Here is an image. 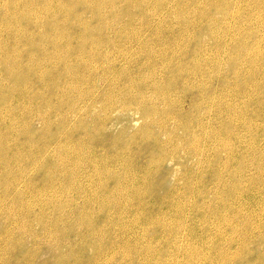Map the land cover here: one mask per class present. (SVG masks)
<instances>
[{
  "label": "rangeland",
  "instance_id": "obj_1",
  "mask_svg": "<svg viewBox=\"0 0 264 264\" xmlns=\"http://www.w3.org/2000/svg\"><path fill=\"white\" fill-rule=\"evenodd\" d=\"M40 1L0 0V16L2 15L0 17V137L2 136L0 139V152L2 151L0 154V159H2L0 161V180L1 176L3 178L1 181L3 183H0V236L2 235L0 237V264H87V262H89L88 264H178L179 262L180 264H261V262L264 264V1L51 0V2L45 0V4H43L44 0ZM111 2L112 4L115 2V4L112 5ZM51 4L53 5L51 6ZM76 6L77 8H75ZM222 7L224 8L222 9ZM39 9L43 11V15ZM224 10L226 14H224ZM21 13L28 16H22ZM10 17L14 20L11 21ZM236 39L238 40L236 41ZM107 43L110 44L107 45ZM197 50L200 51L197 52ZM105 53L107 54L105 55ZM41 54H43L42 58ZM53 54L54 56H51ZM64 56L70 59H66ZM40 58L41 60H39ZM114 63L115 65H113ZM109 68L110 70H108ZM234 68L236 71L238 70L237 73L234 72ZM20 72L25 76L23 77ZM51 73L53 75H50ZM251 73L253 76H250ZM108 75L110 77H107ZM78 76L79 78L76 79ZM202 84H204L203 87ZM127 85L128 87H126ZM166 86L167 88H165ZM206 96L209 98L206 99ZM73 100L74 102H72ZM51 101L56 107L52 106ZM8 109L10 110L8 111ZM190 124L191 126H189ZM203 125L204 130L202 131ZM211 128L212 131L213 129L215 131L214 140L208 141L203 138L204 141L203 139L199 141L198 138L201 139V135L211 132ZM3 133L7 138L3 137ZM61 133H64V136ZM221 134L222 136H220ZM232 134L233 136H231ZM215 137L221 138L220 141ZM17 139L21 144H18ZM156 139L157 141L161 140V149L155 143ZM99 141L101 142L99 143ZM198 145L202 156H199V153H194ZM88 146L91 148L89 149ZM213 150L215 153L212 152ZM17 151H20L21 155ZM199 158L201 159L199 160ZM44 159L48 161L46 162ZM76 161L80 162V165ZM20 163L24 164L20 165ZM128 163L132 166L130 164L129 166ZM121 164L126 165L121 166ZM65 170L67 174L64 173ZM115 172H117L116 175ZM124 179L126 180L124 181ZM35 183L37 184L34 185ZM52 183L53 185H51ZM197 183L199 184L197 185ZM203 183L205 184L203 185ZM47 187L50 189L47 190ZM239 191L240 193H238ZM12 194L13 196H11ZM110 198L116 201H111ZM55 202H58V205ZM128 205L129 207H127ZM48 214L49 216H47ZM23 215H25V219ZM87 215L92 219L90 220ZM82 216L83 219H81ZM8 220L9 222H7ZM16 220H18V224ZM62 221L65 222V225ZM96 221L97 225L94 223ZM43 230L44 232H42ZM59 232L60 235H58ZM174 233L176 234L173 235ZM51 236L55 237L51 238ZM110 242L111 245H109ZM49 251L51 252L49 253ZM100 254L101 257H99ZM115 255L116 258H114ZM221 256L223 257L221 258ZM5 257H8V260ZM95 257L96 259H94ZM191 257L193 260L190 259ZM68 261L70 262L68 263Z\"/></svg>",
  "mask_w": 264,
  "mask_h": 264
},
{
  "label": "bare ground",
  "instance_id": "obj_2",
  "mask_svg": "<svg viewBox=\"0 0 264 264\" xmlns=\"http://www.w3.org/2000/svg\"><path fill=\"white\" fill-rule=\"evenodd\" d=\"M47 1H48V0H47ZM49 1H51V0H49ZM187 1H188V0H187ZM189 1H190V0H189ZM263 1H264V0H263ZM16 2H17V1H16ZM39 2H41V1L39 0ZM51 2H52V1H51ZM95 2H96V1H95ZM61 3H63V2H61ZM98 3H99V2H98ZM261 3H262V2H261ZM7 4H8V3H7ZM7 4H6V6H7ZM36 4H37V3H36ZM38 4H39V3H38ZM43 4H45V0H44V3H43ZM46 4H47V3H46ZM59 4H60V3H59ZM107 4H108V3H107ZM110 4H112V2H111ZM114 4H115V2H114ZM114 4H112V5H114ZM255 4H256V3H255ZM30 5H31V4H30ZM41 5H42V4H41ZM52 5H53V4H51V6H52ZM70 5H71V4H70ZM76 5H77V4H76ZM101 5H102V4H101ZM258 5H259V4H258ZM258 5H257V6H258ZM8 6H9V5H8ZM10 6H12V5H10ZM26 6H27V5H26ZM45 6H47V5H45ZM73 6H74V5H73ZM95 6H96V5H95ZM109 6H110V5H109ZM160 6H161V5H160ZM246 6H247V5H246ZM263 6H264V5H263ZM28 7H29V6H28ZM42 7H43V6H42ZM42 7H41V8H42ZM59 7H60V6H59ZM64 7H65V4H64ZM66 7H67V6H66ZM78 7H79V6H78ZM218 7H219V6H218ZM226 7H227V6H226ZM226 7H225V8H226ZM240 7H241V6H240ZM252 7H253V6H252ZM6 8H7V7H6ZM37 8H38V7H37ZM75 8H77V6H76ZM91 8H92V7H91ZM97 8H99V7L97 6ZM101 8H102V7H101ZM103 8H104V7H103ZM223 8H224V7H222V9H223ZM7 9H8V8H7ZM17 9H18V8H17ZM43 9H44V8H43ZM45 9H47V8H45ZM48 9H49V8H48ZM59 9H60V8H59ZM61 9L63 10V8H61ZM95 9H96V8H95ZM125 9H126V8H125ZM240 9H241V8H240ZM246 9H247V8H246ZM250 9H251V8H250ZM259 9H262V8L259 7ZM13 10H14V9H13ZM15 10H16V9H15ZM35 10H36V9H35ZM39 10H41V9H39ZM50 10H51V9H50ZM102 10H103V9H102ZM127 10H128V9H127ZM226 10H227V9H226ZM248 10H249V8H248ZM11 11H12V10H11ZM11 11H10V12H11ZM25 11H26V10H25ZM36 11H37V10H36ZM36 11H35V12H36ZM41 11H42V10H41ZM41 11H40V13L42 14L43 11H42V12H41ZM65 11H66V10H65ZM93 11H94V10H93ZM182 11H183V10H182ZM253 11H254V10H253ZM7 12H9V11H7ZM16 12H18V11H16ZM22 12H23V11H22ZM33 12H34V11H33ZM37 12H38V11H37ZM53 12H54V11H53ZM94 12H95V11H94ZM224 12H225L224 14H226V11H225V10H224ZM249 12H250V11H249ZM27 13H28V12H27ZM46 13H47V12H46ZM58 13H59V12H58ZM65 13H66V12H65ZM70 13H71V12H70ZM73 13H74V12H73ZM101 13H102V12H101ZM229 13H231V12H229ZM239 13H240V12H239ZM257 13H258V12H257ZM16 14H17V13H16ZM31 14H32V13H31ZM41 14H40V15H41ZM61 14H62V13H61ZM67 14H69V13L67 12ZM71 14H72V13H71ZM99 14H100V12L98 13V15H99ZM232 14H233V13H232ZM247 14H248V13H247ZM254 14H255V13H254ZM6 15H8V14H6ZM21 15H22V13H21ZM23 15H26V14H23ZM23 15H22V16H23ZM42 15H43V14H42ZM54 15H55V14H54ZM59 15H60V14H59ZM102 15H103V14H102ZM238 15H239V14H238ZM240 15L242 16V14H240ZM263 15H264V13H263ZM1 16H2V15H1ZM1 16H0V17H1ZM8 16H9V15H8ZM13 16H15V15H13ZM26 16H28V15H26ZM26 16H25V17H26ZM32 16H33V15H32ZM32 16H31V17H32ZM246 16H247V15H246ZM249 16H250V15H249ZM11 17H12V16H11ZM11 17H10V19H11V21H12L13 18H11ZM15 17H16V16H15ZM31 17H30V18H31ZM6 18H7V17H6ZM6 18H5V19H6ZM17 18H18V16H17ZM19 18H20V17H19ZM101 18H102V17H101ZM237 18H238V17H237ZM253 18H254V17H253ZM256 18H257V17H256ZM0 19H1V18H0ZM8 19H9V18H8ZM22 19H23V18H22ZM28 19H29V18H28ZM28 19H27V20H28ZM231 19H232V18H231ZM240 19H241V18H240ZM247 19H248V18H247ZM13 20H14V19H13ZM232 20H233V19H232ZM2 21H3V20H2ZM15 21H16V20H15ZM30 21H31V20H30ZM246 21H247V20H246ZM258 21H259V20H258ZM27 22H28V21H27ZM235 22H236V21H235ZM251 22H252V21H251ZM22 23H24V22H22ZM248 23H249V22H248ZM2 24H4V23H2ZM16 24H17V23H16ZM20 24H21V22H20ZM28 24H29V23H28ZM63 24H64V23H63ZM228 24H229V23H228ZM262 24H263V23H262ZM11 25H12V24H11ZM11 25H10V27H11ZM35 25H36V24H35ZM148 25H150V24H148ZM253 25H254V24H253ZM255 25H256V24H255ZM19 26H21V25H19ZM236 26H237V25H236ZM147 27H148V26H147ZM232 27H233V26H232ZM233 28H234V27H233ZM0 29H1V28H0ZM237 29H238V28H237ZM239 29H240V28H239ZM11 31H12V30H11ZM255 31H256V30H255ZM252 32H253V31H252ZM239 33H240V32H239ZM241 33H242V32H241ZM253 34H254V33H253ZM254 35H256V34H254ZM195 36H196V35H195ZM195 36H194V37H195ZM239 36H240V35H239ZM245 36H246V35H245ZM247 36H248V35H247ZM68 37H69V36H68ZM197 37H198V36H197ZM250 37H251V36H250ZM257 37H258V36H257ZM91 38H92V37H91ZM239 38H240V37H239ZM255 38H256V37H255ZM255 38H254V39H255ZM262 38H263V37H262ZM88 39H89V38H88ZM195 39H196V38H195ZM70 40H71V39H70ZM237 40H238V39H236V41H237ZM241 40H242V39H241ZM257 40H258V39H257ZM83 41H84V40H83ZM106 41H107V40H106ZM199 41H200V40H199ZM243 41H244V40H243ZM247 41H248V40H247ZM261 41H262V40H261ZM54 42H55V41H54ZM69 42H71V41H69ZM84 42H85V41H84ZM254 42H256V41H254ZM258 42H259V41H258ZM237 43H238V42H237ZM86 44H87V42H86ZM108 44H110V43H107V45H108ZM254 44H255V43H254ZM254 44H253V45H254ZM258 44H259V43H258ZM0 45H1V44H0ZM69 45H70V44H69ZM81 45H82V44H81ZM81 45H80V46H81ZM246 45H247V44H246ZM246 45H245V46H246ZM253 45H252V46H253ZM86 46H87V45H86ZM189 46H190V45H189ZM235 46H236V45H235ZM83 47H84V46H83ZM83 47H82V49H83ZM192 47H193V46H192ZM233 47H234V46H233ZM259 47H260V46H259ZM55 48H56V47H55ZM84 48H85V47H84ZM185 48H186V47H185ZM188 48H189V47H188ZM195 48H196V47H195ZM246 48H247V47H246ZM246 48H245V49H246ZM257 48H258V46H257ZM69 49H71V48H69ZM78 49H79V48H78ZM80 49H81V48H80ZM93 49H94V47H93ZM236 49H237V48H236ZM239 49H240V48H239ZM3 50H4V49H3ZM59 50H60V49H59ZM63 50H64V49H63ZM73 50H74V49H73ZM76 50H77V49H76ZM91 50H92V49H91ZM91 50H90V51H91ZM190 50H191V49H190ZM64 51H65V50H64ZM80 51H81V50H80ZM84 51H86V50H84ZM90 51H89V53H90ZM180 51H181V50H180ZM191 51H194V50H191ZM195 51H196V50H195ZM199 51H200V50H199ZM199 51L197 50V52H199ZM247 51H248V50H247ZM65 52H66V51H65ZM77 52H78V51H77ZM91 52H92V51H91ZM176 52H177V51H176ZM176 52H175V53H176ZM243 52H244V51H243ZM243 52H242V53H243ZM89 53H88V55H89ZM108 53H109V52H108ZM143 53H144V52H143ZM148 53H149V52H148ZM173 53H174V52H173ZM184 53H185V52H184ZM186 53H187V51H186ZM194 53H195V52H194ZM194 53H193V54H194ZM256 53H257V52H256ZM49 54H51V53H49ZM54 54H55V53H54ZM54 54L51 55V56H54ZM59 54H60V53H59ZM81 54H82V53H81ZM106 54H107V53H105V55H106ZM168 54H170V53H168ZM179 54H180V53H179ZM181 54H183V53H181ZM190 54L192 55V53H190ZM251 54H252V53H251ZM20 55H21V54H20ZM42 55H43V54H41V58H42ZM55 55H56V54H55ZM71 55H72V54H71ZM94 55H95V54H94ZM100 55H101V53H100ZM103 55H104V54H103ZM194 55H195V54H194ZM233 55H234V54H233ZM256 55H257V54H256ZM260 55H261V54H260ZM59 56H60V55H59ZM62 56H63V55H62ZM80 56H81V55H80ZM85 56H86V55H85ZM108 56H109V55H108ZM165 56H167V55H165ZM181 56H182V55H181ZM1 57H2V56H1ZM9 57H10V56H9ZM39 57H40V56H39ZM64 57H65V56H64ZM71 57H72V56H71ZM76 57H77V56H76ZM78 57H79V56H78ZM92 57H93V55H92ZM172 57H173V56H172ZM177 57L179 58V56H176V58H177ZM186 57H187V56H186ZM11 58H12V57H11ZM14 58H15V57H14ZM16 58H17V57H16ZM41 58H40L39 60H41ZM53 58H54V57H53ZM65 58H66V57H65ZM67 58H68V57H67ZM67 58H66V59H67ZM74 58H75V57H74ZM86 58H87V57H86ZM189 58H190V57H189ZM203 58H204V56H203ZM5 59H6V58H5ZM22 59H23V58H22ZM22 59H21V60H22ZM68 59H70V58H68ZM82 59H83V58H82ZM88 59H89V58H88ZM92 59H93V58H92ZM92 59H91V60H92ZM95 59H96V57H95ZM102 59H103V58H102ZM109 59H110V58H109ZM195 59L197 60V58H195ZM21 60H20V62H21ZM62 60H63V59H62ZM83 60H85V59H83ZM160 60H161V59H160ZM167 60H168V59H167ZM178 60H179V59H178ZM178 60H177V61H178ZM181 60L183 61L182 58H181ZM186 60H187V59H186ZM208 60H209V59H208ZM15 61H17V60H15ZM15 61H14V62H15ZM26 61H27V60H26ZM29 61H30V60H29ZM33 61H34V60H33ZM53 61H54V60H53ZM69 61H70V60H69ZM89 61H90V60H89ZM107 61H108V60H107ZM150 61H151V60H150ZM161 61H164V60H161ZM170 61H171V59H170ZM170 61H169V62H170ZM172 61H173V59H172ZM188 61H189V60H188ZM37 62H38V61H37ZM50 62H52V61H50ZM65 62H66V61H65ZM70 62H71V61H70ZM87 62H88V61H87ZM96 62H97V61H96ZM111 62H112V61H111ZM192 62L194 63V61H192ZM195 62H196V61H195ZM199 62H200V61H199ZM233 62H234V61H233ZM8 63H9V62H8ZM29 63H31V62H29ZM29 63H28V64H29ZM33 63H35V62H33ZM33 63H32V64H33ZM39 63H40V62H39ZM60 63H61V62H60ZM88 63H89V62H88ZM90 63H92V62H90ZM97 63H98V62H97ZM101 63H102V62H101ZM107 63H110V62H107ZM162 63H163V62H162ZM185 63H186V62H185ZM189 63H190V61H189ZM193 63H191V64H193ZM254 63H255V62H254ZM16 64H18V63H16ZM22 64H23V63H22ZM64 64H66V63H64ZM64 64H63V65H64ZM105 64H106V63H105ZM181 64H182V63H181ZM203 64H204V63H203ZM13 65H14V64H13ZM38 65H39V64H38ZM100 65H101V64H100ZM100 65H99V66H100ZM106 65H107V64H106ZM109 65H110V64H109ZM109 65H108V66H109ZM113 65H115V63H114ZM167 65H168V64H167ZM171 65L173 66V63H172ZM174 65H175V64H174ZM185 65H186V64H185ZM188 65H189V64H188ZM198 65H199V63H198ZM208 65H209V64H208ZM234 65H235V64H234ZM253 65H254V64H253ZM255 65H256V64H255ZM255 65H254V66H255ZM35 66H36V65H35ZM35 66H33V67L35 68ZM43 66H44V65H43ZM65 66H66V65H65ZM68 66H69V63H68ZM68 66H67V67H68ZM88 66H91V65H88ZM97 66H98V65H97ZM164 66H165V65H164ZM180 66H181V65H180ZM201 66H203V65H201ZM201 66H200V67H201ZM20 67H21V66H20ZM27 67H28V66H27ZM93 67H94V66H93ZM103 67H104V66H103ZM110 67H111V66H110ZM114 67H115V66H114ZM176 67H177V66H176ZM197 67H198V66H197ZM200 67H198V68H200ZM237 67H238V66H237ZM13 68H14V67H13ZM13 68H12V69H13ZM15 68H16V67H15ZM86 68H87V67H86ZM86 68H85V69H86ZM99 68H100V67H99ZM99 68H98V69H99ZM168 68H169V66H168ZM177 68H178V67H177ZM238 68H239V67H238ZM238 68H237V69H238ZM20 69H21V68H20ZM22 69H23V68H22ZM24 69H25V68H24ZM28 69H29V68H28ZM40 69H41V68H40ZM69 69H70V68H69ZM69 69H68V70H69ZM88 69H89V68H88ZM94 69H95V68H94ZM103 69H104V68H103ZM166 69H167V68H166ZM166 69H165V70H166ZM189 69H190V68H189ZM234 69H235V68H234ZM242 69H243V68H242ZM7 70H8V68H7ZM29 70H30V69H29ZM33 70H34V69H33ZM33 70H32V72H34ZM37 70H38V69H37ZM37 70H36V71H37ZM76 70H78V69H76ZM79 70H80V69H79ZM89 70H90V69H89ZM108 70H110V68H109ZM183 70H184V69H183ZM191 70H192V69H191ZM239 70H240V69H239ZM9 71H10V69H9ZM9 71H8V72H9ZM19 71H20V70H19ZM23 71H24V70H23ZM27 71H28V70H27ZM36 71H35V72H36ZM53 71H54V70H53ZM53 71H51V72H53ZM58 71H59V70H58ZM62 71H63V70H62ZM65 71H66V69H65ZM65 71H64V72H65ZM85 71H87V69H86ZM97 71H98V70H97ZM97 71H96V72H97ZM99 71H100V70H99ZM102 71H103V70H102ZM166 71H167V70H166ZM170 71H171V70H170ZM181 71H182V69H181ZM188 71H189V70H188ZM237 71H238V70H237ZM237 71H236V69L234 70L235 73H237ZM245 71H246V70H245ZM12 72H13V71H12ZM14 72H16V71L14 70ZM25 72H26V71H25ZM32 72H31V73H32ZM54 72H55V71H54ZM54 72H53V73H54ZM78 72H79V71H78ZM90 72H91V71H90ZM111 72H112V71H111ZM176 72L178 73V71H176ZM191 72H192V71H191ZM206 72H207V70H206ZM208 72H209V71H208ZM232 72H233V71H232ZM9 73H10V72H9ZM38 73H39V72H38ZM38 73H37V74H38ZM58 73H59V72H58ZM60 73H61V72H60ZM92 73H93V71H92ZM112 73H113V72H112ZM116 73H117V71H116ZM171 73H172V72H171ZM182 73H183V72H182ZM189 73H190V72H189ZM193 73H194V72H193ZM200 73H201V72H200ZM200 73H199V74H200ZM235 73H234V74H235ZM6 74H7V73H6ZM12 74H13V73H12ZM17 74H18V73H17ZM20 74H21V72H20ZM20 74H19V75H20ZM26 74H28V73H26ZM44 74H45V73H44ZM84 74H86V73L84 72ZM95 74H96V73H95ZM107 74H108V73H107ZM166 74H167V73H166ZM191 74H192V73H191ZM191 74H190V75H191ZM7 75H8V74H7ZM21 75H23V77L25 76L24 74H21ZM41 75H42V73H41ZM50 75H53V74L51 73ZM50 75H49V76H50ZM59 75H60V74H59ZM59 75H57V76H59ZM67 75H68V74H67ZM67 75H66V76H67ZM70 75H71V74H70ZM77 75H78V74H77ZM81 75H82V74H81ZM89 75H90V74H89ZM89 75H88V76H89ZM96 75H97V74H96ZM111 75H112V74H111ZM186 75H187V73H186ZM192 75H193V74H192ZM204 75H205V74H204ZM209 75H210V74H209ZM235 75H236V74H235ZM254 75H255V74H254ZM10 76H12V75H10ZM54 76H56V75H54ZM63 76H64V75H63ZM63 76H62V77H63ZM68 76H69V75H68ZM73 76H74V75H73ZM79 76H80V74H79ZM79 76H78L76 79H78ZM82 76H84V75H82ZM85 76H86V75H85ZM88 76H87V77H88ZM172 76H173V75H172ZM172 76H171V77H172ZM188 76H189V75H188ZM195 76H196V75H195ZM247 76H248V75H247ZM250 76H253L252 73H251ZM19 77H20V76H19ZM23 77H22V78H23ZM26 77H27V76H26ZM87 77H86V78H87ZM94 77H95V76H94ZM94 77H93V78H94ZM104 77H105V76H103V78H104ZM107 77H110V75H108ZM164 77H165V76H164ZM167 77H168V76H167ZM174 77H175V76H174ZM182 77H183V76H182ZM202 77H203V76H202ZM27 78H28V77H27ZM36 78H37V76H36ZM66 78H68V77H66ZM81 78H82V77H81ZM86 78H85V79H86ZM101 78H102V77H101ZM105 78H106V77H105ZM118 78H119V77H118ZM151 78H152V77H151ZM153 78H154V77H153ZM175 78H176V77H175ZM196 78H198V77H196ZM203 78H204V77H203ZM243 78H244V77H243ZM254 78H255V77H254ZM254 78H253V79H254ZM18 79H19V78H18ZM23 79H24V78H23ZM89 79H90V78H89ZM111 79H112V78H111ZM120 79H121V78H120ZM165 79H166V77H165ZM168 79H169V78H168ZM188 79H189V78H188ZM188 79H187V80H188ZM208 79H209V78H208ZM16 80H17V79H16ZM16 80H15V81H16ZM25 80H26V79H25ZM72 80H73V79H72ZM81 80H82V79H81ZM92 80H93V79H92ZM114 80H115V79H114ZM154 80H155V79H154ZM169 80H170V79H169ZM169 80H167V81H169ZM201 80H202V79H201ZM204 80H205V79H204ZM223 80H225V79H223ZM21 81H22V79H21ZM58 81H59V80H58ZM69 81H70V80H69ZM103 81H104V80H103ZM106 81H107V80H106ZM160 81H161V80H160ZM162 81H163V80H162ZM184 81H185V80H184ZM194 81H195V79H194ZM197 81H198V80H197ZM255 81H256V79H255ZM12 82H13V81H12ZM16 82H17V81H16ZM72 82H73V81H72ZM72 82H71V83H72ZM174 82H175V81H174ZM198 82H200V81H198ZM249 82H250V81H249ZM14 83H15V82H14ZM67 83H68V82H67ZM74 83H75V82H74ZM77 83H78V82H77ZM81 83H82V82H81ZM93 83H94V82H93ZM95 83H96V82H95ZM98 83H99V81H98ZM113 83H114V82H113ZM115 83H116V81H115ZM115 83H114V84H115ZM178 83H179V82H178ZM180 83H181V82H180ZM186 83H187V82H186ZM191 83H192V82H191ZM225 83H226V82H225ZM250 83H252V82H250ZM79 84H80V82H79ZM99 84H100V83H99ZM159 84H160V83H159ZM163 84H164V83H163ZM163 84H162V85H163ZM172 84H173V83H172ZM195 84H196V82H195ZM209 84L211 85L210 82H209ZM245 84H246V83H245ZM14 85H15V84H14ZM19 85H20V84H19ZM19 85H18V86H19ZM70 85H71V84H70ZM96 85H97V84H96ZM96 85H93V86L95 87ZM119 85H120V84H119ZM154 85H155V84H154ZM175 85H176V84H175ZM200 85H201V84H200ZM203 85H204V84H202V87H203ZM251 85H252V84H251ZM72 86H73V85H72ZM190 86H191V85H190ZM193 86H195V85L193 84ZM15 87H17V86H15ZM70 87H71V86H70ZM75 87H76V86H75ZM79 87H80V86H79ZM94 87H93V88H94ZM126 87H128V85H127ZM129 87H130V86H129ZM131 87H132V86H131ZM153 87H154V86H153ZM159 87H160V86H159ZM159 87H158V88H159ZM186 87H187V85H186ZM188 87H189V86H188ZM19 88H20V87H19ZM19 88H18V89H19ZM54 88H57V87H54ZM58 88H59V87H58ZM71 88H72V87H71ZM155 88H156V87H155ZM165 88H167V86H166ZM189 88H192V87H189ZM193 88H194V87H193ZM196 88H198V87H196ZM204 88H205V87H204ZM16 89H17V88H16ZM20 89H21V88H20ZM81 89L83 90V88H81ZM124 89H126V88H124ZM156 89H157V88H156ZM161 89H162V88H161ZM161 89H160V90H161ZM168 89H169V88H168ZM168 89H167V90H168ZM51 90H52V88H51ZM51 90H50V91H51ZM75 90H76V88H75ZM77 90H78V89H77ZM99 90H100V89H99ZM99 90H97V91H99ZM105 90H106V89H105ZM143 90H144V89H143ZM145 90H147V89H145ZM150 90H151V89H150ZM153 90H154V89H153ZM162 90H163V89H162ZM165 90H166V89H165ZM210 90H211V89H210ZM15 91H16V90H15ZM54 91H55V90H54ZM79 91H80V90H79ZM88 91H89V90H88ZM91 91H92V90H91ZM91 91H90V92H91ZM108 91H109V90H108ZM110 91H111V90H110ZM147 91H148V90H147ZM202 91H203V90H202ZM18 92H19V91H18ZM85 92H86V91H85ZM142 92H143V91H142ZM144 92H146V91H144ZM158 92H159V91H158ZM160 92H161V91H160ZM196 92H197V91H196ZM196 92H195V93H196ZM203 92H204V91H203ZM14 93H15V92H14ZM19 93H20V92H19ZM19 93H17V94H19ZM54 93H55V92H54ZM54 93H53V94H54ZM59 93H60V92H59ZM82 93H83V92H82ZM87 93H88V92H87ZM95 93H96V92H95ZM95 93H94V94H95ZM97 93H98V92H97ZM109 93H110V92H109ZM139 93H140V91H139ZM155 93H156V92H155ZM199 93H200V92H199ZM201 93H202V92H201ZM77 94H78V93H77ZM79 94H80V92H79ZM142 94H143V93H142ZM142 94H141V95H142ZM157 94H158V93H157ZM164 94H165V93H164ZM177 94H178V93H177ZM192 94H193V93H192ZM14 95H15V94H14ZM57 95H58V94H57ZM75 95H76V94H75ZM80 95H81V94H80ZM88 95H89V94H88ZM92 95H93V94H92ZM131 95H132V94H131ZM144 95H145V94H144ZM161 95H163V94H161ZM180 95H182V94H180ZM36 96H37V95H36ZM106 96H107V95H106ZM128 96H129V95H128ZM137 96H138V95H137ZM150 96H151V95H150ZM165 96H166V95H165ZM197 96H198V95H197ZM197 96H196V97H197ZM38 97H39V96H38ZM60 97H61V96H60ZM67 97H68V95H67ZM80 97H82V96H80ZM108 97H109V96H108ZM134 97H135V96H134ZM141 97H142V96H141ZM148 97H149V96H148ZM148 97H146V98H148ZM159 97H161V96H159ZM196 97H195V98H196ZM203 97H204V96H203ZM210 97H211V96H210ZM53 98H54V97H53ZM55 98H56V97H55ZM62 98H63V97H62ZM135 98H137V97H135ZM181 98H182V97H181ZM181 98H180V100H181ZM201 98H202V97H201ZM205 98L208 99L209 97L207 98V96H206ZM59 99H60V98H59ZM70 99H71V98H70ZM88 99H89V98H88ZM95 99H96V98H95ZM95 99H94V100H95ZM111 99H112V98H111ZM152 99H153V98H152ZM152 99H151V100H152ZM182 99H183V98H182ZM212 99H213V98H212ZM10 100H11V99H10ZM51 100L53 101V99H51ZM94 100H93V101H94ZM147 100H148V99H147ZM194 100H195V99H194ZM214 100H215V99H214ZM52 101H51L52 106H55V105H53ZM58 101H59V100H58ZM60 101H61V100H60ZM65 101H67V100H65ZM68 101H69V99H68ZM162 101H163V100H162ZM72 102H74V100H73ZM97 102H98V101H97ZM108 102H109V100H108ZM108 102H107V103H108ZM139 102H140V101H139ZM172 102H173V101H172ZM178 102H179V101H178ZM203 102H204V99H203ZM208 102H209V100H208ZM211 102H212V100H211ZM46 103H47V102H46ZM69 103H70V102H69ZM105 103H106V102H105ZM107 103H106V104H107ZM146 103H147V102H146ZM209 103H210V102H209ZM42 104H43V102H42ZM44 104H45V103H44ZM49 104H50V103H49ZM66 104H67V103H66ZM72 104H73V103H72ZM92 104H94V103H92ZM139 104H140V103H139ZM174 104H175V103H174ZM2 105H3V104H2ZM47 105H48V104H47ZM102 105H103V104H102ZM148 105H149V104H148ZM175 105H176V104H175ZM196 105H198V104H196ZM199 105H201V104H199ZM42 106H44V105H42ZM50 106H51V105H50ZM107 106H108V105H107ZM192 106H193V105H192ZM206 106H207V105H206ZM55 107H56V106H55ZM57 107H59V106H57ZM70 107H71V106H70ZM86 107H87V106H86ZM103 107H104V106H103ZM108 107H109V106H108ZM155 107H156V106H155ZM170 107L172 108L171 105H170ZM195 107H196V106H195ZM53 108H54V107H53ZM175 108H176V107H175ZM59 109H60V108H59ZM106 109H107V108H106ZM169 109H170V108H169ZM9 110H10V109H8V111H9ZM51 110H52V109H51ZM54 110H56V109H54ZM57 110H58V109H57ZM57 110H56V111H57ZM114 110H115V109H114ZM139 110H140V108H139ZM158 110H159V108H158ZM178 110H179V108H178ZM65 111H66V110H65ZM155 111H156V109H155ZM175 111H176V110H175ZM179 111H180V110H179ZM196 111H197V110H196ZM196 111H195V112H196ZM209 111H210V110H209ZM216 111H217V110H216ZM216 111H215V112H216ZM220 112H221V111H220ZM61 113H62V112H61ZM66 113H67V112H66ZM137 113H138V112H137ZM164 113H165V112H164ZM179 113H180V112H179ZM212 113H213V112H212ZM56 114H57V113H56ZM64 114H65V113H64ZM72 114H73V113H72ZM175 114H177V113H175ZM192 114H193V113H192ZM158 115H159V114H158ZM179 115H180V114H179ZM5 116H6V115H5ZM24 116H25V115H24ZM24 116H23V117H24ZM60 116H61V115H60ZM163 116H164V115H163ZM163 116H162V117H163ZM166 116H167V115H166ZM166 116H165V117H166ZM44 117H45V116H44ZM149 117H150V116H149ZM178 117H179V116H178ZM63 118H64V117H63ZM142 118H143V117H142ZM151 118H153V117H151ZM216 118H217V117H216ZM216 118H215V119H216ZM22 119H23V118H22ZM28 119H29V118H28ZM28 119H27V120H28ZM144 119H145V118H144ZM146 119H147V118H146ZM150 120H151V119H150ZM154 120H155V119H154ZM194 120H195V119H194ZM201 120H202V119H201ZM209 120H210V119H209ZM240 120H241V119H240ZM46 121H47V120H46ZM177 121H178V120H177ZM177 121H176V122H177ZM214 121H215V120H214ZM148 122H149V121H148ZM192 122H193V121H192ZM216 122H217V121H216ZM28 123H29V122H28ZM46 123H47V122H46ZM62 123H63V122H62ZM150 123H151V122H150ZM150 123H149V124H150ZM152 123H153V121H152ZM182 123H183V122H182ZM182 123H181V124H182ZM26 124H27V123H26ZM186 124H187V122H186ZM236 124H237V123H236ZM244 124H245V123H244ZM193 125H194V124H193ZM245 125H246V124H245ZM250 125H251V124H250ZM162 126H163V125H162ZM189 126H191V124H190ZM189 126H188V127H189ZM195 126H196V124H195ZM210 126H211V125H210ZM210 126H209V127H210ZM248 126H249V125H248ZM248 126H247V127H248ZM59 127H60V126H59ZM64 127H65V126H64ZM199 127H200V126H199ZM207 127H208V126H207ZM212 127H213V126H212ZM221 127H222V126H221ZM26 128H27V127H26ZM146 128H147V127H146ZM190 128H191V127H190ZM202 128H203V129H202V131H203V130H204V125H203ZM5 129H6V128H5ZM148 129H149V128H148ZM193 129H194V128H193ZM219 129H220V128H219ZM223 129H224V128H223ZM225 129H226V128H225ZM236 129H237V128H236ZM249 129H250V128H249ZM251 129H252V128H251ZM256 129H257V128H256ZM188 130H189V129H188ZM208 130H209V129H208ZM217 130H218V129H217ZM221 130H222V129H221ZM228 130H229V129H228ZM231 130H232V129H231ZM70 131H71V130H70ZM194 131H195V130H194ZM246 131H247V130H246ZM58 132H59V131H58ZM61 132H62V131H61ZM186 132H188V131L186 130ZM205 132H206V131H205ZM214 132H215L214 129H213V131H212V128H211V132L209 131L210 134H209V133H208V134L205 133L204 135H201V136H200L201 139L198 138V140L201 141L203 138H205L206 140L208 139V141H209V140L213 141V140H214ZM222 132H224V131L222 130ZM230 132H231V131H230ZM232 132H233V131H232ZM1 133H2V132H1ZM73 133H75V132H73ZM147 133H148V132H147ZM189 133H190V132H189ZM189 133H188V134H189ZM196 133H197V132H196ZM202 133H203V132H202ZM216 133H217V132H216ZM219 133H220V131H219ZM29 134H30V133H29ZM61 134H62V133H61ZM63 134H64V133H63ZM63 134H62V135H63ZM66 134H67V133H66ZM86 134H87V133H86ZM140 134H141V133H140ZM1 135H2V134H1ZM24 135H25V134H24ZM58 135H59V134H58ZM70 135H72V134H70ZM223 135H225V134H223ZM235 135H236V134H235ZM63 136H64V135H63ZM193 136H194V135H193ZM193 136H192V137H193ZM196 136H198V135L196 134ZM220 136H222V134H221ZM231 136H233V134H232ZM1 137H2V136H1ZM1 137H0V139H1ZM3 137H5L4 133H3ZM60 137H61V136H60ZM66 137H67V136H66ZM66 137H65V138H66ZM88 137H89V136H88ZM147 137H148V136H147ZM189 137H190V136H189ZM192 137H190V138H192ZM223 137H224V136H223ZM5 138H7V137H5ZM5 138H4V139H5ZM8 138H9V137H8ZM50 138H51V137H50ZM73 138H74V137H73ZM92 138H93V137H92ZM138 138H139V137H138ZM187 138H188V137H187ZM195 138H196V137H195ZM215 138H216V137H215ZM217 138H218V137H217ZM217 138H216V139H217ZM232 138H233V137H232ZM235 138H236V137H235ZM22 139H23V138H22ZM51 139H52V138H51ZM60 139H61V138H60ZM68 139H69V138H68ZM94 139H95V138H94ZM142 139H143V138H142ZM149 139H150V137H149ZM154 139H155V138H154ZM159 139H160V137H159ZM171 139H172V138H171ZM218 139H219V138H218ZM220 139H221V138H220ZM220 139H219V141H220ZM227 139H228V138H227ZM6 140H7V139H6ZM14 140H15V139H14ZM44 140H45V139H44ZM53 140L55 141V139H53ZM78 140H79V138H78ZM83 140H84V139H83ZM109 140H110V139H109ZM190 140H191V139H190ZM223 140H224V139H223ZM235 140H236V139H235ZM3 141H4V140H3ZM27 141H28V140H27ZM75 141H76V140H75ZM88 141H89V139H88ZM90 141H91V139H90ZM114 141H115V140H114ZM139 141H140V140H139ZM160 141H161V140H160ZM160 141H157V139H156V142H155V143H156V144L158 145V147L161 149L162 145H161V142H160ZM185 141H186V139H185ZM187 141L189 142V140H187ZM194 141H195V140H194ZM203 141H204V139H203ZM208 141H206V142L208 143ZM224 141H225V140H224ZM7 142H8V140H7ZM15 142H16V141H15ZM15 142H14V143H15ZM17 142H18V139H17ZM66 142H67V141H66ZM69 142H70V141H69ZM100 142H101V141H99V143H100ZM115 142H116V141H115ZM135 142H136V140H135ZM145 142H146V141H145ZM188 142H187V143H188ZM195 142H197V141H195ZM217 142H218V141H217ZM221 142H222V141H221ZM227 142H228V141H227ZM4 143H5V142H4ZM8 143H9V142H8ZM55 143H56V142H55ZM58 143H59V142H58ZM67 143H68V142H67ZM92 143H93V142H92ZM123 143H124V142H123ZM142 143H143V141H142ZM189 143H191V142H189ZM204 143H205V142H204ZM215 143H216V142H215ZM215 143H214V144H215ZM231 143H232V142H231ZM1 144H2V143H1ZM18 144H21V143L18 142ZM110 144H111V143H110ZM146 144H147V143H146ZM153 144H154V142H153ZM216 144H217V143H216ZM3 145L5 146V144H3ZM27 145H28V144H27ZM30 145H31V144H30ZM32 145H33V144H32ZM38 145H39V143H38ZM41 145H42V144H41ZM144 145H145V143H144ZM165 145H166V144H165ZM194 145H195V144H194ZM217 145H218V144H217ZM221 145H222V144H221ZM223 145H224V143H223ZM226 145H227V144H226ZM226 145H225V146H226ZM0 146H1V145H0ZM6 146H7V144H6ZM25 146H26V145H25ZM35 146H37V145H35ZM47 146H50V145H47ZM58 146H59V145H58ZM62 146H65V145H62ZM141 146H142V145H141ZM187 146H188V145H187ZM207 146H208V144H207ZM228 146H229V145H228ZM28 147H29V146H28ZM33 147H34V146H33ZM138 147H139V146H138ZM194 147H195V146H194ZM210 147H211V146H210ZM213 147H214V146H213ZM1 148H2V147H1ZM7 148H8V146H7ZM34 148H35V147H34ZM34 148H33V149H34ZM38 148H39V147H38ZM47 148H50V147H47ZM60 148H61V146H60ZM88 148H89V146H88ZM90 148H91V147H90ZM90 148H89V149H90ZM144 148H145V147H144ZM232 148H233V147H232ZM36 149H37V148H36ZM42 149H43V148H42ZM45 149H46V148H45ZM61 149H62V148H61ZM79 149H80V148H79ZM79 149H78V150H79ZM123 149H124V148H123ZM191 149H192V148H191ZM193 149H194V148H193ZM204 149H205V148H204ZM213 149H214V148H213ZM228 149H229V148H228ZM228 149H227V150H228ZM39 150H41V149H39ZM47 150H48V149H47ZM63 150H64V149H63ZM63 150H62V152H63ZM121 150H122V149H121ZM139 150H140V149H139ZM152 150H153V149H152ZM202 150H203V149H202ZM207 150H210V149H207ZM23 151H25V150L23 149ZM30 151H31V150H30ZM34 151H35V150H34ZM65 151H66V150H65ZM108 151H109V150H108ZM194 151H195L194 153H199V156L201 155V150H200V148H199V145H198L197 148H195ZM205 151H206V150H205ZM205 151H204V152H205ZM1 152H2V151H1ZM1 152H0V154H1ZM4 152H5V151H4ZM17 152H18V151H17ZM19 152H20V151H19ZM19 152H18V154H20ZM37 152H38V151H37ZM57 152H58V151H57ZM72 152H73V151H72ZM105 152H106V151H105ZM105 152L103 153V155L105 154ZM113 152H114V151H113ZM146 152H147V151H146ZM156 152H157V151H156ZM156 152H155V153H156ZM162 152H163V151H162ZM162 152H161V154H162ZM167 152H168V151H167ZM204 152H203V153H204ZM212 152H214V150H213ZM30 153H31V152H30ZM65 153H66V152H65ZM70 153H71V151H70ZM123 153H124V152H123ZM214 153H215V152H214ZM8 154H9V153H8ZM13 154H14V153H13ZM24 154H25V153H24ZM50 154H51V153H50ZM78 154H79V153H78ZM86 154H87V153H86ZM158 154H159V152H158ZM164 154H166V153H164ZM164 154H163V156H165ZM167 154H168V153H167ZM209 154H210V153H209ZM20 155H21V154H20ZM29 155H31V154H29ZM32 155H33V153H32ZM32 155H31V156H32ZM74 155H75V154H74ZM143 155H144V154H143ZM149 155H151V154H149ZM171 155H172V153H171ZM211 155H212V154H211ZM231 155H232V154H231ZM5 156H6V155H5ZM7 156H9V155H7ZM18 156H19V155H18ZM49 156H50V155H49ZM119 156H120V155H119ZM161 156H162V155H161ZM166 156H167V155H166ZM201 156H202V155H201ZM215 156H216V154H215ZM0 157H1V155H0ZM19 157H20V156H19ZM23 157H24V156H23ZM43 157H44V155H43ZM50 157H51V156H50ZM70 157H71V156H70ZM83 157H84V156H83ZM109 157H110V156H109ZM149 157H150V156H149ZM151 157H153V156H151ZM158 157H159V156H158ZM167 157H168V156H167ZM204 157H205V156H204ZM206 157H207V156H206ZM210 157H211V156H210ZM239 157H240V156H239ZM20 158H21V157H20ZM37 158H38V157H37ZM37 158H36V159H37ZM113 158H114V157H113ZM127 158H128V157H127ZM193 158H194V157H193ZM201 158H203V157H201ZM201 158H199V160H200ZM233 158H234V157H233ZM243 158H244V157H243ZM29 159H32V158L29 157ZM33 159H34V158H33ZM53 159H54V158H53ZM80 159H81V158H80ZM104 159H105V158H104ZM116 159H117V158H116ZM151 159H152V158H151ZM151 159H150V160H151ZM154 159H155V158H154ZM154 159H153V160H154ZM157 159H158V158H157ZM166 159H167V158H166ZM176 159H177V158H176ZM214 159L216 160V158H214ZM236 159H237V158H236ZM245 159H246V158H245ZM1 160H2V159H0V161H1ZM5 160H7V159H5ZM24 160H25V159H24ZM44 160L46 161V159H44ZM44 160H43V161H44ZM65 160H66V159H65ZM65 160H63V161H65ZM69 160H70V159H69ZM81 160H82V159H81ZM102 160H103V159H102ZM117 160H118V159H117ZM228 160H229V159H228ZM237 160H238V159H237ZM243 160H244V159H243ZM3 161H4V160H3ZM13 161H14V160H13ZM20 161H21V160H20ZM32 161H34V160H32ZM40 161H41V158H40ZM47 161H48V160H47ZM47 161H46V162H47ZM112 161H113V160H112ZM126 161H127V159H126ZM142 161H143V160H142ZM159 161H160V160H159ZM163 161L165 162L164 159H163ZM176 161H177V160H176ZM182 161H183V160H182ZM185 161H187V160H185ZM185 161H184V162H185ZM201 161H202V160H201ZM203 161H204V160H203ZM213 161H214V160H213ZM244 161H245V160H244ZM7 162H8V160H7ZM10 162H11V159H10ZM14 162H17V161H14ZM21 162H22V161H21ZM23 162H24V161H23ZM29 162H30V160H29ZM37 162H38V161H37ZM37 162H36V163H37ZM69 162H70V161H69ZM76 162H78V161H76ZM108 162H109V161H108ZM110 162H111V161H110ZM127 162H128V161H127ZM129 162H131V161H129ZM154 162H156V161H154ZM157 162H158V161H157ZM179 162H180V161H179ZM192 162H193V161H192ZM196 162H197V161H196ZM205 162H206V160H205ZM229 162H231V161H229ZM242 162H243V161H242ZM31 163H32V162H31ZM36 163H35V164H36ZM38 163H39V162H38ZM55 163H56V162H55ZM66 163H67V162H66ZM66 163H65V164H66ZM79 163H80V162H78V165H80ZM88 163H89V162H88ZM90 163H91V162H90ZM103 163H104V162H103ZM116 163H117V162H116ZM124 163H126V162H124ZM150 163H151V161H150ZM194 163H195V162H194ZM200 163H201V162H200ZM12 164H13V163H12ZM21 164L23 165L24 163H20V165H21ZM27 164H29V163H27ZM57 164H58V163H57ZM62 164H63V163H62ZM72 164H73V163H72ZM104 164H105V163H104ZM114 164H115V163H114ZM129 164H130V163H128V165H129ZM151 164H152V163H151ZM151 164H150V165H151ZM157 164H158V163H157ZM157 164H156V165H157ZM195 164H196V163H195ZM1 165L3 166V164H1ZM18 165H19V163H18ZM25 165H26V164H25ZM30 165L32 166V164H30ZM33 165H34V164H33ZM41 165H43V163H41ZM45 165H46V164H45ZM51 165H52V164H51ZM55 165H56V164H55ZM59 165H60V164H59ZM59 165H57V168H59V167H58ZM67 165H68V164H67ZM78 165H77V168H78ZM84 165H85V164H84ZM122 165H123V164H121V166H122ZM125 165H126V164H124L123 166H125ZM130 165H131V164H130ZM130 165H129V166H130ZM206 165H208V164H206ZM5 166H6V165H5ZM28 166H29V165H28ZM31 166H30V167H31ZM35 166H36V165H35ZM39 166H40V165H39ZM64 166H66V165H64ZM116 166H117V165H116ZM131 166H132V165H131ZM199 166H201V165L199 164ZM209 166H210V165H209ZM228 166H229V165H228ZM12 167H13V166H12ZM19 167H20V166H19ZM111 167H112V166H111ZM126 167H127V166H126ZM148 167H150V166H148ZM206 167H207V166H206ZM211 167H212V166H211ZM211 167H210V168H211ZM214 167H215V166H214ZM5 168H6V167H5ZM28 168H29V167H28ZM28 168H27V169H28ZM47 168H48V167H47ZM54 168H55V167H54ZM105 168H107V167H105ZM123 168H124V167H123ZM155 168H156V167H155ZM203 168H204V167H203ZM1 169H2V168H1ZM7 169H8V168H7ZM19 169H20V168H19ZM25 169H26V168H25ZM39 169H40V168H39ZM118 169H119V168H118ZM120 169H122V168H120ZM124 169H125V168H124ZM147 169H148V168H147ZM191 169H192V168H191ZM216 169H217V168H216ZM239 169H240V168H239ZM244 169H245V168H244ZM244 169H243V170H244ZM22 170H23V169H22ZM31 170H32V168H31ZM45 170H46V169H45ZM49 170H50V169H49ZM54 170H57V169H54ZM127 170H130V169H127ZM131 170H133V169H131ZM185 170H186V169H185ZM192 170H193V169H192ZM203 170L205 171V169H203ZM9 171H11V170H9ZM26 171L28 172V170H26ZM51 171H52V170H51ZM124 171H125V170H124ZM134 171H135V170H134ZM148 171H149V170H148ZM198 171H199V169H198ZM206 171H207V170H206ZM22 172H23V171H22ZM29 172H30V170H29ZM38 172H39V171H38ZM44 172H45V171H44ZM44 172H43V173H44ZM55 172H56V171H55ZM55 172H54V173H55ZM58 172H59V171H58ZM129 172H130V171H129ZM132 172H133V171H132ZM146 172H147V171H146ZM187 172H188V171H187ZM202 172H203V171H202ZM207 172H208V171H207ZM214 172H216V170H214ZM217 172H218V171H217ZM242 172H243V171H242ZM0 173H1V172H0ZM19 173H21V172H19ZM24 173H26V172L24 171ZM33 173H34V172H33ZM33 173H32V174H33ZM64 173H66V170H65ZM107 173H108V172H107ZM116 173H117V172H115V175H116ZM127 173H128V172H127ZM208 173H209V172H208ZM17 174H18V173H17ZM28 174H29V173H28ZM32 174H31V175H32ZM48 174H50V173L48 172ZM61 174H62V173H61ZM66 174H67V173H66ZM109 174H110V173H109ZM188 174H189V173H188ZM194 174H195V173H194ZM237 174H238V172H237ZM6 175H8V174H6ZM20 175H21V174H20ZM20 175H19V176H20ZM33 175H34V174H33ZM68 175H69V174H68ZM128 175H130V174H128ZM182 175H183V174H182ZM185 175H186V174H185ZM195 175H196V174H195ZM207 175H208V174H207ZM217 175H218V174H217ZM8 176H9V175H8ZM8 176H6V177H8ZM27 176H28V175H27ZM35 176H36V175H35ZM61 176H62V175H61ZM65 176H66V175H65ZM123 176H124V175H123ZM153 176H154V175H153ZM202 176H203V175H202ZM210 176H211V175H210ZM6 177H5V178H6ZM16 177H17V176H16ZM30 177H31V176H30ZM130 177H132V176H130ZM143 177H144V176H143ZM146 177H147V175H146ZM149 177H150V176H149ZM149 177H148V178H149ZM203 177H204V176H203ZM203 177H202V178H203ZM208 177H209V176H208ZM214 177H215V175H214ZM31 178H32V177H31ZM46 178H47V176H46ZM63 178H64V177H63ZM125 178H127V177H125ZM154 178H155V177H154ZM158 178H160V177H158ZM164 178H165V177H164ZM241 178H242V177H241ZM2 179H3V178H2V176H1L0 183H3V182H1ZM15 179H16V178H15ZM21 179H22V178H21ZM50 179H51V178H50ZM52 179H53V178H52ZM54 179H55V178H54ZM113 179H114V178H113ZM149 179H150V178H149ZM149 179H148V180H149ZM197 179H198V178H197ZM203 179H204V178H203ZM223 179H224V178H223ZM13 180H14V179H13ZM125 180H126V179H124V181H125ZM184 180H186V179H184ZM56 181H57V180H56ZM62 181H63V180H62ZM99 181H100V180H99ZM117 181H118V180H117ZM156 181H157V180H156ZM193 181H194V180H193ZM193 181H192V182H193ZM19 182H20V181H19ZM23 182H24V181H23ZM25 182H26V181H25ZM48 182H49V181H48ZM63 182H64V181H63ZM132 182H134V181H132ZM132 182H131V183H132ZM188 182H189V181H188ZM197 182H198V181H197ZM207 182H208V181H207ZM12 183H14V182H12ZM16 183H17V182H16ZM28 183H29V182H28ZM30 183H31V182H30ZM30 183H29V184H30ZM46 183H47V182H46ZM46 183H45V184H46ZM54 183H55V182H54ZM59 183H60V182H59ZM66 183H67V182H66ZM127 183H128V182H127ZM152 183H153V182H152ZM190 183H191V182H190ZM200 183H201V182H200ZM205 183H206V182H205ZM205 183H203V185H204ZM242 183H243V182H242ZM23 184H24V183H23ZM36 184H37V183H35L34 185H36ZM41 184H43V183H41ZM41 184H40V185H41ZM67 184H69V183H67ZM104 184H105V183H104ZM115 184H116V183H115ZM119 184H120V183H119ZM119 184H118V185H119ZM124 184H125V183L123 182V186H124ZM132 184H134V183H132ZM198 184H199V183H197V185H198ZM209 184H210V183H209ZM2 185H3V184H2ZM48 185H50V184H48ZM51 185H53V183H52ZM70 185H71V184H70ZM116 185H117V184H116ZM183 185H184V184H183ZM185 185H186V184H185ZM189 185H190V184H189ZM191 185H192V184H191ZM201 185H202V184H201ZM206 185H208V184H206ZM212 185H213V184H212ZM241 185H242V184H241ZM12 186H13V185H12ZM18 186H19V185H18ZM18 186H17V187H18ZM26 186H27V185H26ZM26 186H25V187H26ZM61 186H62V185H61ZM63 186H64V185H63ZM92 186H93V185H92ZM98 186H99V185H98ZM119 186H120V185H119ZM129 186H130V185H129ZM195 186H196V185H195ZM233 186H234V185H233ZM235 186H237V185H235ZM22 187H23V185H22ZM25 187H24V188H25ZM44 187H46V186H44ZM49 187H50V186H49ZM51 187H52V186H51ZM104 187H105V185H104ZM111 187H113V186H111ZM184 187H185V186H184ZM189 187H190V186H189ZM191 187H192V186H191ZM191 187H190V188H191ZM199 187H200V186H199ZM199 187H198V188H199ZM201 187H202V186H201ZM224 187H225V186H224ZM100 188H101V186H100ZM105 188H106V187H105ZM107 188H108V187H107ZM117 188H119V187L117 186ZM120 188H121V187H120ZM193 188H194V187H193ZM193 188H192V189H193ZM234 188H236V187H234ZM238 188H239V187H238ZM32 189H34V188H32ZM32 189H31V190H32ZM48 189H50V188L47 187V190H48ZM67 189H68V188H67ZM113 189H114V188H113ZM115 189H116V187H115ZM136 189H137V188H136ZM152 189H153V188H152ZM183 189H184V188H183ZM199 189H200V188H199ZM199 189H198V191H199ZM228 189H229V188H228ZM15 190H16V187H15ZM21 190H23V189H21ZM63 190H65V188H63ZM99 190H101V189H99ZM126 190H128V189H126ZM162 190H163V189H162ZM179 190H180V189H179ZM186 190H187V189H186ZM186 190H185V191H186ZM194 190H195V189H194ZM221 190H222V189H221ZM230 190H231V188H230ZM240 190H241V189H240ZM10 191H11V190H10ZM24 191H25V190H24ZM42 191H43V190H42ZM60 191H61V190H60ZM60 191H59V192H60ZM96 191H97V190H96ZM121 191H123V190H121ZM133 191H135V190H133ZM146 191H147V190H146ZM149 191H150V189H149ZM190 191H191V190H190ZM222 191H223V190H222ZM224 191H225V190H224ZM6 192H7V191H6ZM13 192H14V191H13ZM17 192H18V191H17ZM36 192H37V191H36ZM54 192H55V191H54ZM59 192H58V193H59ZM61 192L63 193V191H61ZM91 192H92V191H91ZM91 192H90V193H91ZM100 192H101V191H100ZM123 192H124V191H123ZM128 192H129V191H128ZM135 192H136V191H135ZM151 192H152V191H151ZM170 192H171V191H170ZM186 192H187V191H186ZM200 192H201V190H200ZM219 192H220V190H219ZM235 192H236V190H235ZM8 193H9V192H8ZM18 193H19V192H18ZM39 193H40V192H39ZM68 193H69V192H68ZM126 193H127V192H126ZM138 193H139V192H138ZM143 193H144V191H143ZM156 193H157V192H156ZM198 193H199V192H198ZM227 193H228V192H227ZM238 193H240V191H239ZM238 193H237V194H238ZM23 194H24V193H23ZM23 194H22V195H23ZM98 194H99V193H98ZM190 194H191V193H190ZM199 194H200V193H199ZM220 194H221V193H220ZM233 194H234V193H233ZM8 195H9V194H8ZM14 195H15V194H14ZM16 195H17V194H16ZM18 195H19V194H18ZM40 195H42V194H40ZM50 195H51V194H50ZM50 195H49V196H50ZM60 195H61V194H60ZM101 195H102V194H101ZM109 195H110V194H109ZM113 195H114V194H113ZM117 195H118V194H117ZM120 195H121V194H120ZM127 195H128V194H127ZM129 195H130V194H129ZM143 195H144V194H143ZM143 195H142V196H143ZM148 195H149V193H148ZM157 195H158V194H157ZM168 195H169V194H168ZM195 195H196V194H195ZM201 195H202V194H201ZM201 195H200V196H201ZM225 195H226V194H225ZM235 195H236V194H235ZM11 196H13V194H12ZM11 196H10V197H11ZM37 196H38V195H37ZM37 196H36V197H37ZM49 196H48V197H49ZM56 196H57V195H56ZM56 196H55V197H56ZM61 196H63V195H61ZM103 196H104V195H103ZM115 196H116V195H115ZM115 196H114V198H115ZM123 196H124V195H123ZM146 196H147V193H146ZM146 196H144V197H146ZM154 196H155V195H154ZM8 197H9V196H8ZM8 197H7V198H8ZM18 197H19V196H18ZM20 197H21V196H20ZM31 197H32V196H31ZM46 197H47V196H46ZM50 197H52V196H50ZM53 197H54V196H53ZM95 197H96V196H95ZM95 197H94V198H95ZM124 197H125V196H124ZM140 197H141V196H140ZM192 197H193V196H192ZM194 197H196V196H194ZM217 197H218V196H217ZM231 197H232V196H231ZM236 197H237V196H236ZM243 197H244V196H243ZM7 198H6V199H7ZM56 198H57V197H56ZM62 198H63V197H62ZM100 198H101V197H100ZM106 198H107V197H106ZM108 198H109V197H108ZM135 198H136V197H135ZM162 198H163V197H162ZM221 198H222V197H221ZM223 198H224V196H223ZM41 199H42V198H41ZM41 199H40V200H41ZM47 199H48V198H47ZM74 199H75V198H74ZM98 199H99V197H98ZM110 199H111V198H110ZM120 199H121V198H120ZM126 199H127V198H126ZM136 199H137V198H136ZM141 199H142V198H141ZM143 199H144V198H143ZM173 199H175V198H173ZM196 199H197V198H196ZM218 199H219V198H218ZM239 199H242V197H239ZM11 200H12V199H11ZM52 200H53V199H52ZM112 200H113V201H116V200H114V199H111V201H112ZM122 200H123V199H122ZM188 200H189V199H188ZM212 200H213V199H212ZM221 200H222V199H221ZM230 200H231V199H230ZM16 201H17V200H16ZM18 201H19V200H18ZM18 201H17V202H18ZM35 201H36V200H35ZM53 201H54V200H53ZM101 201H102V200H101ZM117 201H118V200H117ZM124 201H125V199H124ZM135 201H136V200H135ZM139 201H140V199H139ZM224 201H225V200H224ZM226 201H227V200H226ZM2 202H3V201H2ZM50 202H51V200H50ZM92 202H93V201H92ZM94 202H95V201H94ZM107 202H108V201H107ZM137 202H138V201H137ZM167 202H168V201H167ZM198 202H199V201H198ZM3 203H4V202H3ZM14 203H15V202H14ZM23 203H24V202H23ZM23 203H22V205H24ZM36 203H37V202H36ZM38 203H39V202H38ZM38 203H37V204H38ZM55 203H56V202H55ZM57 203H58V202H57ZM57 203H56V204H57ZM62 203H63V202H62ZM62 203H60V204L62 205ZM67 203H68V202H67ZM99 203H100V202H99ZM118 203H119V202H118ZM124 203H125V202H124ZM135 203H136V202H135ZM140 203H141V201H140ZM163 203H165V202H163ZM169 203H170V202H169ZM15 204H18V203H15ZM27 204H28V203H27ZM120 204H121V203H120ZM122 204H123V203H122ZM177 204H178V203H177ZM181 204H182V203H181ZM183 204H184V203H183ZM22 205H21V206H22ZM29 205H30V204H29ZM46 205H47V204H46ZM49 205H50V204H49ZM57 205H58V204H57ZM64 205H65V204H64ZM101 205H103V204H101ZM104 205H105V203H104ZM110 205H111V204H110ZM125 205H126V204H125ZM129 205H131V204L129 203ZM129 205H128L127 207H129ZM162 205H163V204H162ZM184 205H185V204H184ZM15 206H17V205H15ZM43 206H44V204H43ZM53 206H54V205H53ZM106 206H107V205H106ZM180 206H181V205H180ZM180 206H179V207H180ZM226 206H227V205H226ZM9 207H10V206H9ZM28 207H29V206H28ZM28 207H26V208H28ZM30 207H31V206H30ZM30 207H29V208H30ZM34 207H35V206H34ZM46 207H47V206H46ZM90 207H91V206H90ZM100 207H101V206H100ZM109 207H110V206H109ZM127 207H126V208H127ZM176 207H177V206H176ZM184 207H185V206H184ZM200 207H201V206H200ZM13 208H14V207H13ZM18 208H19V207H18ZM24 208H25V207H24ZM35 208H36V207H35ZM84 208H85V207H84ZM87 208H88V207H87ZM92 208H93V207H92ZM118 208H119V207H118ZM122 208H123V207H122ZM157 208H158V207H157ZM180 208H181V207H180ZM220 208H221V207H220ZM225 208H226V207L224 206V209H225ZM44 209H45V208H44ZM44 209H43V210H44ZM51 209H52V208H51ZM51 209H50V210H51ZM54 209H55V208H54ZM61 209H62V208H61ZM63 209H65L64 206H63ZM79 209H80V208H79ZM95 209H96V208H95ZM98 209H99V207H98ZM182 209H183V208H182ZM182 209H181V211H182ZM184 209H186V207H185ZM200 209H201V208H200ZM200 209H198V210L200 211ZM23 210H24V209H23ZM31 210H32V209H31ZM50 210H49V211H50ZM57 210H58V209H57ZM66 210H68V209H66ZM115 210H116V209H115ZM214 210H215V209H214ZM216 210H217V208H216ZM34 211H35V210H34ZM40 211H41V210H40ZM81 211H82V210H81ZM86 211H87V210H86ZM86 211H85V212H86ZM90 211H91V210H90ZM95 211H96V210H95ZM173 211H174V209H173ZM218 211H220V210H218ZM221 211H222V210H221ZM9 212H10V211H9ZM17 212H18V211H17ZM46 212H47V211H46ZM53 212H54V211H53ZM59 212H60V211H59ZM66 212H67V211H66ZM111 212H112V211H111ZM130 212H131V211H130ZM165 212H166V211H165ZM168 212H169V211H168ZM190 212H191V211H190ZM190 212H189V213H190ZM196 212H197V211H196ZM5 213H6V212H5ZM14 213H15V212H14ZM14 213H13V216H14ZM31 213H32V212H31ZM34 213H35V212H34ZM44 213H45V212H44ZM57 213H58V212H57ZM86 213H87V212H86ZM182 213H184V212H182ZM217 213H218V212H217ZM22 214H23V212H22ZM37 214H38V213H37ZM41 214H42V212H41ZM51 214H52V212H51ZM67 214H68V213H67ZM75 214H76V213H75ZM83 214H84V213H83ZM95 214H96V212H95ZM107 214H109V213H107ZM110 214H111V213H110ZM113 214H115V213H113ZM119 214H120V213H119ZM167 214H168V213H167ZM194 214H195V213L193 212V215H194ZM199 214H200V213H199ZM204 214H205V211H204ZM10 215H11V214H10ZM43 215H44V214H43ZM60 215H61V214H60ZM88 215H89V214H88ZM88 215H87V216H88ZM159 215H160V214H159ZM165 215H166V214H165ZM191 215H192V214H191ZM191 215H190V216H191ZM23 216H24L23 218L25 219V215H23ZM47 216H49V214H48ZM52 216H53V215H52ZM70 216H71V215H70ZM78 216H80V215H78ZM89 216H90V215H89ZM89 216H88V217H89ZM100 216H101V214H100ZM119 216H120V215H119ZM176 216H177V215H176ZM216 216H217V215H216ZM10 217H11V216H10ZM10 217H9V218H10ZM38 217H39V216H38ZM40 217H41V216H40ZM53 217H54V216H53ZM58 217H59V214H58ZM67 217H68V216H67ZM80 217H81V216H80ZM84 217H85V216H84ZM88 217H87V218H88ZM92 217H94V216L92 215ZM98 217H99V215H98ZM163 217H164V216H163ZM173 217H174V216H173ZM177 217H178V216H177ZM188 217H189V216H188ZM194 217H195V215H194ZM54 218H55V217H54ZM54 218H53V219H54ZM63 218H64V217H63ZM70 218H71V217H70ZM103 218H104V217H103ZM183 218H184V217H183ZM26 219H27V218H26ZM36 219H37V218H36ZM58 219H60V218H58ZM79 219H80V218H79ZM81 219H83V216H82ZM89 219L91 220L92 218L89 217ZM166 219H167V216H166ZM217 219H218V218H217ZM219 219H220V218H219ZM27 220H28V219H27ZM40 220H41V219H40ZM45 220H46V218H45ZM47 220H48V219H47ZM109 220H110V219H109ZM112 220H113V219H112ZM189 220H190V219H189ZM225 220H226V219H225ZM231 220H232V219H231ZM11 221L13 222V220H11ZM16 221H17V224H18V220H16ZM21 221H22V220H21ZM23 221H24V220H23ZM34 221H35V220H34ZM38 221H39V220H38ZM72 221H73V219H72ZM83 221H84V220H83ZM92 221H93V220H92ZM92 221H90V222L92 223ZM173 221H174V220H173ZM228 221H229V220H228ZM7 222H9V220H8ZM62 222H63V221H62ZM79 222H80V221H79ZM81 222H82V220H81ZM86 222H87V221H86ZM86 222H84V223H86ZM116 222H117V221H116ZM178 222H179V221H178ZM180 222H181V221H180ZM229 222H230V221H229ZM23 223H24V222H23ZM31 223H32V221H31ZM31 223H30V224H31ZM36 223H37V222H36ZM38 223H39V222H38ZM45 223H47V222H45ZM49 223H50V222H49ZM59 223H60V222H59ZM64 223H65V222H63V224H64ZM67 223H68V222H67ZM94 223L96 224V223H98V222L96 221V222H94ZM99 223H101V222H99ZM112 223H113V222H112ZM117 223H119V222H117ZM11 224H12V223H11ZM21 224H22V223H21ZM60 224H61V223H60ZM69 224H70V223H69ZM77 224H78V223H77ZM135 224H136V223H135ZM180 224H181V223H180ZM42 225H43V224H42ZM44 225H45V224H44ZM64 225H65V224H64ZM72 225H73V224H72ZM83 225H84V224H83ZM96 225H97V224H96ZM105 225H106V224H105ZM112 225H113V224H112ZM133 225H134V224H133ZM158 225H159V224H158ZM220 225H221V224H220ZM10 226H11V225H10ZM15 226H16V225H15ZM17 226H18V225H17ZM17 226H16V227H17ZM23 226H24V224H23ZM58 226H59V225H58ZM137 226H138V225H137ZM165 226H166V225H165ZM44 227H45V226H44ZM62 227H63V226H62ZM69 227H70V226H69ZM69 227H68V228H69ZM161 227H163V226H161ZM52 228H53V227H52ZM70 228H71V227H70ZM70 228H69V229H70ZM79 228H80V227H79ZM81 228H82V227H81ZM89 228H90V227H89ZM89 228H88V229H89ZM98 228H99V227H98ZM103 228H104V227H103ZM7 229H8V228H7ZM12 229H13V228H12ZM17 229H18V228H17ZM45 229H46V228H45ZM66 229H67V228H66ZM72 229H73V228H72ZM93 229H94V228H93ZM95 229H96V227H95ZM99 229H100V228H99ZM124 229H125V228H124ZM127 229H128V227H127ZM160 229H161V228H160ZM167 229H168V228H167ZM15 230H16V229H15ZM18 230H19V229H18ZM28 230H29V229H28ZM51 230H52V229H51ZM96 230H97V229H96ZM125 230H126V229H125ZM170 230H171V229H170ZM175 230H177V229H175ZM6 231H8V230H6ZM24 231H25V229H24ZM26 231H27V230H26ZM77 231H78V230H77ZM77 231H76V232H77ZM105 231H106V230H105ZM219 231H220V230H219ZM21 232H22V231H21ZM27 232H28V231H27ZM34 232H35V231H34ZM34 232H33V233H34ZM36 232H37V231H36ZM42 232H44V230H43ZM47 232H48V231H47ZM51 232H52V231H51ZM74 232H75V231H74ZM90 232H91V231H90ZM96 232H98V231H96ZM102 232H103V231H102ZM137 232H138V230H137ZM164 232H165V231H164ZM174 232H175V231H174ZM179 232H180V231H179ZM4 233L6 234L7 232H4ZM13 233H14V232H13ZM24 233H25V232H24ZM45 233H46V232H45ZM91 233H92V232H91ZM94 233H95V232H94ZM169 233H171V232L169 231ZM177 233H178V232H177ZM0 234H1V233H0ZM7 234H8V233H7ZM10 234H11V233H10ZM14 234H15V233H14ZM14 234H13V235H14ZM37 234H38V233H37ZM105 234H106V233H105ZM175 234H176V233H174L173 235H175ZM246 234H247V233H246ZM17 235H18V234H17ZM26 235H27V234H26ZM43 235H44V234H43ZM54 235H55V234H54ZM58 235H60V232L58 233ZM73 235H74V234H73ZM78 235H79V234H78ZM97 235H98V234H97ZM99 235H101V234L99 233ZM134 235H135V234H134ZM173 235H172V236H173ZM178 235H179V234H178ZM259 235H260V234H259ZM263 235H264V234H263ZM1 236H2V235H1ZM1 236H0V237H1ZM6 236H7V235H6ZM9 236H10V235H9ZM15 236H16V235H15ZM28 236H29V235H28ZM64 236H65V235H64ZM68 236H72V235H68ZM246 236H248V235H246ZM10 237H11V236H10ZM34 237H35V236H34ZM40 237H41V236H40ZM44 237H45V236H44ZM52 237H55V236H51V238H52ZM56 237H57V236H56ZM73 237H74V236H73ZM76 237H77V236H76ZM173 237H174V236H173ZM173 237H172V238H173ZM177 237H178V236H177ZM262 237H263V236H262ZM19 238H20V237H19ZM22 238H23V237H22ZM22 238H21V239H22ZM27 238H28V237H27ZM35 238H36V237H35ZM59 238H60V237H59ZM65 238H66V237H65ZM70 238H71V237H70ZM122 238H123V237H122ZM126 238H127V237H126ZM138 238L141 239L142 237H141V238L138 237ZM244 238H245V237H244ZM249 238H250V237H249ZM12 239H13V238H12ZM17 239H18V238H17ZM25 239H26V238H25ZM25 239H24V240H25ZM66 239H67V238H66ZM103 239H104V238H103ZM251 239H252V238H251ZM255 239H256V238H255ZM260 239H262V238H260ZM263 239H264V238H263ZM3 240H4V239H3ZM3 240H2V241H3ZM5 240H6V239H5ZM5 240H4V241H5ZM7 240H8V239H7ZM13 240H14V239H13ZM19 240H20V239H19ZM39 240H40V239H39ZM64 240H65V239H64ZM118 240H119V239H118ZM123 240H124V239H123ZM136 240H137V239H136ZM229 240H230V239H229ZM252 240H253V239H252ZM2 241H1V242H2ZM41 241L43 242L42 239H41ZM67 241H69V240H67ZM96 241H99V240H96ZM127 241H128V240H127ZM138 241H139V240H138ZM145 241H146V240H145ZM180 241H181V240H180ZM243 241H244V240H243ZM250 241H251V240H250ZM8 242H9V241H8ZM15 242H16V241H15ZM33 242H34V241H33ZM39 242H40V241H39ZM50 242H51V241H50ZM53 242H54V241H53ZM62 242H63V241H62ZM65 242H66V241H65ZM99 242H100V241H99ZM113 242H114V241H113ZM113 242H112V245H113ZM140 242H141V241H140ZM142 242L144 243V241H142ZM233 242H234V241H233ZM252 242H253V241H252ZM18 243H19V242H18ZM37 243H38V242H37ZM43 243H44V242H43ZM48 243H49V242H48ZM57 243L59 244V242H56V244H57ZM63 243H64V242H63ZM71 243H72V241H71ZM94 243H95V242H94ZM108 243H109V242H108ZM134 243H135V242H134ZM165 243H166V241H165ZM179 243H180V242H179ZM249 243H251V242H249ZM15 244H16V243H15ZM77 244H78V243H77ZM77 244H76V245H77ZM96 244H97V243H96ZM167 244H169V243H167ZM189 244H190V243H189ZM22 245H23V244H22ZM34 245H35V244H34ZM43 245H44V244H43ZM47 245H48V244H47ZM47 245H46V246H47ZM53 245H54V244H53ZM69 245H70V244H69ZM74 245H75V244H74ZM109 245H111V242H110ZM133 245H134V244H133ZM164 245H165V244H164ZM174 245H175V244H174ZM243 245H244V244H243ZM248 245H250V244H248ZM248 245H247V246H248ZM25 246H26V245H25ZM25 246H24V248H25ZM66 246H67V245H66ZM66 246H65V247H66ZM91 246H92V245H91ZM138 246H139V244H138ZM216 246H217V245H216ZM247 246H245V247H247ZM261 246H262V245H261ZM261 246H260V247H261ZM8 247H9V246H8ZM59 247H60V246H59ZM71 247H72V246H71ZM75 247H76V246H75ZM75 247H74V248H75ZM78 247H80V246H78ZM112 247H113V246H112ZM126 247H127V246H126ZM146 247H147V246H146ZM168 247H170V246H168ZM175 247H176V246H175ZM203 247H204V246H203ZM217 247H218V246H217ZM245 247H244V248H245ZM2 248H3V247H2ZM12 248H13V247H12ZM14 248H15V247H14ZM34 248H36V247H34ZM60 248H62V247H60ZM72 248H73V247H72ZM103 248H104V247H103ZM105 248H107V247H105ZM127 248H128V247H127ZM230 248H231V246H230ZM241 248H242V247H241ZM7 249H8V248H7ZM43 249H44V248H43ZM66 249H67V248H66ZM66 249H64V250H66ZM131 249L133 250V248H131ZM138 249H139V248H138ZM163 249H164V248H163ZM170 249H171V248H170ZM173 249H174V248H173ZM175 249H176V248H175ZM175 249H174V250H175ZM177 249H178V248H177ZM182 249H183V248H182ZM220 249H221V248H220ZM220 249H219V250H220ZM251 249H252V248H251ZM254 249H255V248H254ZM34 250H35V249H34ZM41 250H42V249H41ZM58 250H59V249H58ZM62 250H63V249H62ZM75 250H76V249H75ZM94 250H95V248H94ZM123 250H124V249H123ZM129 250H130V249H129ZM135 250L137 251V249H135ZM135 250H134V251H135ZM142 250H143V249H142ZM148 250H149V249H148ZM150 250H151V249H150ZM150 250H149V251H150ZM180 250H181V249H180ZM240 250H241V249H240ZM256 250H257V249H256ZM0 251H1V250H0ZM4 251H5V250H4ZM4 251H2V252H4ZM39 251H40V250H39ZM46 251H47V250H46ZM51 251H52V250H51ZM51 251H49V253H50ZM60 251H61V250H60ZM72 251H73V250H72ZM72 251H71V252H72ZM109 251H110V250H109ZM119 251H120V250H119ZM125 251H126V250H125ZM127 251H128V250H127ZM167 251H168V250H167ZM171 251H173V250L171 249ZM176 251H177V250H176ZM217 251H218V250H217ZM249 251H250V250H249ZM253 251H254V250H253ZM6 252H7V251H6ZM6 252H5V254H6ZM44 252H45V251H44ZM55 252H56V251H55ZM57 252H59V251H57ZM76 252H77V250H76ZM96 252H97V251H96ZM117 252H118V251H117ZM131 252H133V251H131ZM140 252H141V251H140ZM140 252H139V253H140ZM142 252H143V251H142ZM146 252H147V251H146ZM146 252H145V253H146ZM154 252H155V251H154ZM201 252H202V251H201ZM251 252H252V251H251ZM11 253H13V252H11ZM26 253H28V252H26ZM67 253H69V252L67 251ZM102 253H105V252L102 251ZM124 253H125V252H124ZM139 253H138V254H139ZM151 253H152V252H151ZM179 253H180V252H179ZM235 253H236V252H235ZM243 253H244V252H243ZM243 253H242V254H243ZM247 253H248V252H247ZM256 253H257V252H256ZM13 254H15V253H13ZM30 254L32 255V253H30ZM39 254H40V253H39ZM39 254H38V255H39ZM59 254H60V252H59ZM61 254H62V253H61ZM140 254H141V253H140ZM176 254H177V253H176ZM221 254H223V253H221ZM244 254H245V253H244ZM259 254H260V253H259ZM9 255H10V254H9ZM34 255H35V254H34ZM36 255H37V254H36ZM64 255H65V254H64ZM69 255H70V254H69ZM72 255H73V254H72ZM74 255H75V254H74ZM154 255H155V254H154ZM5 256H6V255H5ZM22 256H23V254H22ZM51 256H52V254H51ZM60 256H61V255H60ZM131 256H132V255H131ZM131 256H130V257H131ZM133 256H134V255H133ZM147 256H148V255H147ZM205 256H206V255H205ZM209 256H210V255H209ZM238 256H239V255H238ZM240 256H241V255H240ZM240 256H239V257H240ZM245 256H246V255H245ZM251 256H252V255H251ZM254 256H255V255H254ZM65 257H66V256H65ZM67 257H68V256H67ZM97 257H98V256H97ZM99 257H101V254L99 255ZM126 257H127V256H126ZM152 257H154V256H152ZM199 257H200V256H199ZM207 257H208V256H207ZM222 257H223V256H221V258H222ZM233 257H235V256H233ZM252 257H253V256H252ZM5 258H6V257H5ZM7 258H8V257H7ZM7 258H6V260H8ZM10 258H11V257H10ZM13 258H14V257H13ZM30 258H31V256H30ZM32 258H33V257H32ZM50 258H51V257H50ZM72 258H73V257H72ZM114 258H116V255H115ZM128 258H129V257H128ZM131 258H132V257H131ZM159 258H160V257H159ZM170 258H171V257H170ZM203 258H204V257H203ZM215 258H217V257H215ZM221 258H220V259H221ZM230 258H231V257H230ZM257 258H258V257H257ZM0 259H1V258H0ZM55 259H56V258H54V260H55ZM68 259H69V257H68ZM77 259H78V258H77ZM94 259H96V257H95ZM190 259H192V257H191ZM205 259H207V258H205ZM220 259H219V260H220ZM228 259H229V258H228ZM236 259H237V258H236ZM3 260H4V259H3ZM25 260H26V259H25ZM33 260H34V259H33ZM65 260H66V259H65ZM69 260H70V259H69ZM75 260H76V259H75ZM192 260H193V259H192ZM207 260H209V259H207ZM229 260H230V259H229ZM231 260H232V259H231ZM233 260H234V258H233ZM249 260H250V259H249ZM251 260H252V259H251ZM259 260H260V259H259ZM261 260H262V258H261ZM55 261H56V260H55ZM57 261H58V260H57ZM89 261H90V260H89ZM157 261H158V260H157ZM188 261H189V260H188ZM198 261H199V260H198ZM226 261H227V260H226ZM20 262H21V261H20ZM24 262H25V261H24ZM24 262H23V263H24ZM28 262H29V261H28ZM69 262H70V261H68V263H69ZM83 262H84V261H83ZM95 262H96V260H95ZM160 262H161V261H160ZM238 262H239V261H238ZM247 262H248V261H247ZM6 263H7V262H6ZM88 263H89V262H87V264H88ZM92 263H93V262H92ZM103 263H104V262H103ZM168 263H169V262H168ZM182 263H183V262H182ZM186 263H187V262H186ZM192 263H193V261H192ZM206 263H207V262H206ZM222 263H223V262H222ZM228 263H229V262H228ZM244 263H245V262H244ZM83 264H84V263H83ZM106 264H108V263H106ZM109 264H110V263H109ZM128 264H129V263H128ZM161 264H162V263H161ZM178 264H180V262H179ZM216 264H217V263H216ZM224 264H225V263H224ZM230 264H231V263H230ZM237 264H238V263H237ZM246 264H247V263H246ZM250 264H251V263H250ZM254 264H255V263H254ZM258 264H259V263H258ZM261 264H262V262H261Z\"/></svg>",
  "mask_w": 264,
  "mask_h": 264
}]
</instances>
